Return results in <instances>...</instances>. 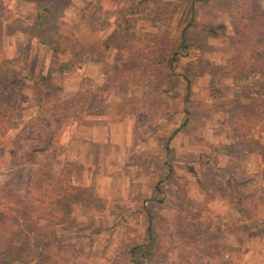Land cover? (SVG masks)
<instances>
[{"label": "rangeland", "instance_id": "obj_1", "mask_svg": "<svg viewBox=\"0 0 264 264\" xmlns=\"http://www.w3.org/2000/svg\"><path fill=\"white\" fill-rule=\"evenodd\" d=\"M240 1L245 0H208V5L192 0H0L4 26L0 25V193L8 188L17 194L22 183L9 174L13 161L8 142L16 137L25 141L33 127L48 119L37 105L47 98L54 100L55 93L59 99L78 90L99 94L106 69L128 57L124 26L133 33H156L157 23L148 12L158 4L174 6L160 36L164 45L177 40L180 30L191 23V46L186 56L176 58L171 71L159 67L127 85L124 93L121 89L117 97L105 98L100 116H108L116 145L113 150L105 146L99 158L93 155L100 162L92 174L102 181L98 184L102 190L95 191L93 181L84 187L72 183L70 176V183L87 188L90 197L67 204L47 238L36 239L42 254L27 264L264 263V221L252 216L249 199L241 206L246 211L244 224L230 205L235 195L250 194L252 179L242 177V170L254 174L260 167L263 173H258L254 184L260 186L264 179V156L253 143L234 141L237 133L250 129L256 140V116L251 104L230 105L229 80L209 68L210 64L225 67L230 52L237 51L235 46L243 48V40L231 29L237 20L230 21L210 7L217 3L232 9L228 3ZM41 2L50 4L52 13L39 20ZM254 6L264 13V0H255ZM45 29L55 33L56 56L40 43ZM160 57L165 58L162 52ZM53 62L67 63L69 68L49 77L48 91L44 78ZM86 66L91 69L83 75ZM183 78L190 83L186 101ZM92 111L49 130L52 145L46 156L51 159V180L65 163L75 172L83 168L73 161L74 138L76 133L79 139L87 136L81 125H93L97 115ZM241 122L244 126L239 129ZM64 140L73 143L65 147ZM259 141L264 146V121ZM252 148L253 153L241 154ZM230 232L237 235L234 244L215 245L218 234ZM134 246L138 249L130 261L128 250ZM2 258L0 254V264Z\"/></svg>", "mask_w": 264, "mask_h": 264}, {"label": "trees", "instance_id": "obj_2", "mask_svg": "<svg viewBox=\"0 0 264 264\" xmlns=\"http://www.w3.org/2000/svg\"><path fill=\"white\" fill-rule=\"evenodd\" d=\"M208 5V0H192ZM158 4V3H157ZM234 8L221 7L217 3L215 7H210L215 13H222L230 21L237 20L238 24H231V29L235 37L243 40V48L230 52V62L225 66L209 65L212 71H221L229 80L228 90L231 96V106H246L251 104L252 113L256 116L255 125L258 126L257 138L253 140L252 130L244 134L237 133L234 141L243 145H253L257 148V153L264 156V146L260 144L259 137L263 129L264 121V13L255 9V0H245L232 2ZM36 19L42 20L51 15L50 4L41 2ZM174 6L168 4H158L157 8L150 10L149 19L157 23L156 33H133L127 26L123 28L124 41L127 49V59L113 64L105 71L104 87L99 94H93L87 90H78L73 95L59 99V94H54V100L47 98L40 102L39 108L47 113L48 119L38 127L30 130L25 141L21 142L16 138L10 140L8 154L12 158L10 176L16 177L20 182V189L17 194L8 188L0 193V254L4 264H27L42 254L41 242L36 239L47 238L56 221L63 217V212L67 204L73 201H86L90 197L87 188L77 187L70 183V176L73 172L71 164H63L55 178H49L51 169V159L46 156L49 152L52 136L49 130L54 125L66 124L74 119H80L87 115L88 109H92V114L100 116L103 114L104 100L107 96H115L125 87L134 84L142 75L154 73L159 67H166L171 71L172 64L177 57L187 55L190 44L188 43V32L191 23L188 22L179 33V37L174 42H166L162 45L161 37L169 24V19L174 12ZM147 10V9H146ZM262 19V20H261ZM160 42V43H159ZM40 43L47 47L52 56L59 52V43L54 32L44 30L40 35ZM160 52L165 58L160 57ZM252 66H257L254 71ZM67 63L50 64L44 82L51 91L49 77L54 73H63L68 69ZM185 82V98L189 95L190 83L187 78ZM213 83L220 84L218 80ZM262 109V113L258 111ZM185 116L187 112L185 111ZM259 115V116H258ZM186 121V118H185ZM244 126L241 122L239 129ZM3 129V126H1ZM30 134L33 135L31 138ZM27 141L31 146L27 147ZM167 150V148H166ZM255 148L241 151L245 155L253 153ZM167 172L170 166L163 162ZM243 167L242 164H239ZM219 173V171H216ZM260 167L257 172L247 174L241 171L242 177L252 179L250 194L244 196V192L235 195L230 201L232 210L240 214L239 222L244 224L246 211L242 208L246 200L251 203V214L255 215L257 205H264V189L254 184ZM224 174H230L225 172ZM21 191V193H20ZM154 191L158 192L157 187ZM86 192V193H84ZM242 206V207H241ZM264 225V222L261 221ZM237 238L236 233L230 232ZM147 246L152 245L151 226H146ZM34 247V248H33ZM41 248V249H39ZM138 247L134 246L128 250L130 261L134 251ZM217 252L222 253L220 250ZM226 257V256H225Z\"/></svg>", "mask_w": 264, "mask_h": 264}, {"label": "crops", "instance_id": "obj_3", "mask_svg": "<svg viewBox=\"0 0 264 264\" xmlns=\"http://www.w3.org/2000/svg\"><path fill=\"white\" fill-rule=\"evenodd\" d=\"M1 26H3V22L1 21ZM4 27V26H3ZM87 69H91V67H85V69H81V73L85 75L87 73ZM91 119V118H90ZM108 116H96L92 118L93 125L90 127H84L83 124L81 125V128L85 130V138L87 139H79L76 138V133L75 140L76 143V149L77 151L73 153V161H76L78 164H80L83 168H81L79 171H76L72 173L71 175V182L76 183L80 186H88L92 183L94 184L95 191H101L102 186L98 185L100 182V179L98 178V175H93L92 174V168L95 167L96 165H99L97 162L93 160V155L96 153V158H99V155L103 152V148L105 146L111 148L112 150L115 148L114 144V139H116L115 133H113L111 129V124L108 122ZM108 120V121H107ZM84 122V121H83ZM105 124V125H104ZM81 135H83L81 133ZM73 140V137H71ZM72 140L71 142H67V140L63 141V144L65 147H67L68 143H73ZM111 145V147H110ZM91 146H94L92 149H90ZM95 150L94 152H92ZM72 161V160H69ZM100 162V161H99ZM104 167V166H102ZM256 169V168H255ZM255 169L251 170L250 173H254ZM261 188H264V179L262 183L260 184ZM102 196L101 194H99ZM255 215L257 218L261 219L264 221V205H257L255 208ZM219 235V237H218ZM218 240L215 243V245H222L223 243L225 244H234V237L231 235H227L226 233H221L218 234ZM227 235V236H226ZM255 260H257L255 258ZM256 264H264L260 263L259 261L256 262Z\"/></svg>", "mask_w": 264, "mask_h": 264}]
</instances>
